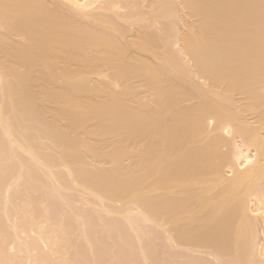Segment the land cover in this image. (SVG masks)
Instances as JSON below:
<instances>
[{
	"label": "bare ground",
	"instance_id": "bare-ground-1",
	"mask_svg": "<svg viewBox=\"0 0 264 264\" xmlns=\"http://www.w3.org/2000/svg\"><path fill=\"white\" fill-rule=\"evenodd\" d=\"M147 1L144 10L140 0H0V154L16 161L8 155L2 168L20 163L12 175L21 187L44 177L52 190L73 186L86 205L157 229L161 263L139 230L138 264H264V0ZM10 176L3 191L17 184ZM4 201L8 220L20 218ZM3 212L0 264H111L83 261L79 238L94 253L99 233L80 226L74 236L64 213L57 224L51 215L54 226L50 211L42 217L57 230H32L33 217L26 230L27 213L16 229Z\"/></svg>",
	"mask_w": 264,
	"mask_h": 264
},
{
	"label": "rangeland",
	"instance_id": "rangeland-1",
	"mask_svg": "<svg viewBox=\"0 0 264 264\" xmlns=\"http://www.w3.org/2000/svg\"><path fill=\"white\" fill-rule=\"evenodd\" d=\"M140 2H141V5H140V8H142V9H144V10H147V3H148V1L147 0H144V1H141L140 0ZM63 8V7H62ZM67 9V8H66ZM65 8H63V9H61V10H63L62 11V14H63V12L66 10ZM68 11H69V13H68V11L67 12H64V14H66L67 15V13H68V15L70 16H65V17H67V19H75V20H77V19H81L82 20V18L83 17H81V18H78V17H76V16H78L79 15V13L77 14V13H72V11L71 10H69V9H67ZM181 11V10H180ZM61 12V11H60ZM73 14H77V15H73ZM81 14V13H80ZM180 14L182 15V23L184 22V20L185 21H187L186 19H188V18H186L183 14H182V12H180ZM72 16L74 17L75 16V18H72ZM80 16H83V15H80ZM185 18V19H184ZM84 19V18H83ZM78 20V21H79ZM79 21L80 23H83L82 21ZM85 21L84 22H86V19H84ZM181 20V19H180ZM179 19H178V25H180V24H182L181 23V21H180ZM77 22V21H76ZM76 22H74V23H76ZM79 22H77V23H79ZM180 27H181V25H180ZM182 27H183V24H182ZM154 28V29H153ZM155 27L154 26H152V27H150L148 30L149 31H151V32H153L152 30H154L155 31ZM134 30V29H133ZM157 30V29H156ZM134 32V31H133ZM133 32H131V33H133ZM156 32V31H155ZM154 32V33H155ZM161 31H159L158 32V34L160 33ZM184 61H185V63L188 65L189 63H190V61L188 60V58H184L183 59ZM188 61V62H187ZM184 63V64H185ZM198 81H201V80H198ZM238 97H235V98H237L236 100H238V103H241V106L243 105V103H244V101H242V99H240V98H242V96L240 97L239 95H237ZM243 102V103H242ZM237 104V103H236ZM238 106L240 105V104H237ZM241 106H239V108L241 109ZM247 112H249V111H245V113H246V115H248V113ZM244 114V113H243ZM251 114H253V112L252 111H250L249 112V115H251ZM245 115V114H244ZM243 115V116H244ZM246 115L244 116L245 118H246ZM254 115V114H253ZM248 118V117H247ZM254 120L253 119V117L252 118H250L249 117V120ZM0 139H1V137H0ZM238 139V138H237ZM0 143H2V140L0 141ZM6 144V143H5ZM7 145V144H6ZM1 146H3V145H0V148H1ZM5 147V146H4ZM7 148H8V146H7ZM4 149V148H3ZM8 150H9V148H8ZM1 151V150H0ZM5 151L6 150H4V152L3 153H5ZM8 152V151H7ZM3 153H1L0 154V170L1 169H5V165L3 164L4 162H5V160L7 161V157H9L10 155H9V153L7 154V155H3ZM9 155V156H8ZM7 156V157H6ZM14 157V156H13ZM10 158V157H9ZM15 158V157H14ZM10 159H12V155H11V158ZM16 159V158H15ZM2 161H3V163H2ZM13 161H15V160H13L12 159V162ZM17 161H19L18 159H17ZM8 162H10L11 163V165H12V162L10 161V160H8ZM16 162V161H15ZM5 163H7V162H5ZM4 165V166H3ZM9 164H6V166H8ZM14 165H16L15 167L18 169V166L20 165V163L17 165V164H14L13 163V167H12V169L9 171L8 169H7V167H6V171L8 172L9 171V174H7L6 176H7V178H5L6 179V181H5V179L3 180V179H1L2 177H0V179H1V181H0V183L1 182H6V184H7V181H8V178H9V176L10 177H12L11 179H10V185H11V183L13 184L14 182L16 183L17 181H19V180H15L14 179V177H15V175H16V171L15 170H17L15 167H14ZM3 167V168H2ZM9 168H10V166H8ZM3 169V172H4V176H5V174L7 173V172H5V170ZM15 169V170H14ZM13 171H15V174H14V177H13ZM2 172V170H1V173H3ZM11 172V173H10ZM0 176H3V174L1 175L0 174ZM40 178V179H39ZM39 178H37V179H33L34 181H33V183H31L32 181H31V179H30V185L31 186H29V181H24V183H26L25 185L23 184V188L21 187V182L19 183V182H17V184H14V187H13V185H12V187H10V188H8V189H10L11 190V193L9 192L10 190H8V189H6V191H8V193L10 194V195H12L11 196V198H9L10 197V195L8 196V195H6L7 197H5V194H8V193H4V192H6L5 190L3 191L2 189V187H3V185H4V183H2V185H0V187H1V192H2V196H4V198H5V201H4V198L3 199H1L2 200V202L4 201V203L5 204H7V201L9 200H12V202H11V207H10V211H7L6 210V207H5V210L7 211V213L6 214H8V216L9 217H11L12 215H14L15 214V210H14V208L12 207V204H13V202L15 201V202H17V203H19V202H21V198L23 199V201L24 202H27V199H25V198H28V202H30L29 204H27V203H25V204H23V203H21V205L23 206V205H26L25 206V208L27 209H24V207H23V209H24V214H26L27 213V215L29 216L28 218L26 217V216H24V218H23V220H25V222L30 218V220L31 221H33L31 218L33 217V219H34V221L35 220H37L38 221V219L40 218V222L38 221V222H36L35 221V223H37V225L35 224H33V222L31 223V224H29L30 226L33 224L35 227L37 226L38 227V225H40L38 228L36 227L35 229H33L34 228V226L32 227L31 226V229L32 230H38V229H41V228H43L46 224V226H48V224H49V226H50V223L48 222V223H46V224H44V226L43 227H41V223L44 221V217L46 216V214L50 211L51 213L48 215V218H49V220H51V221H53L51 224H53V226L55 225L54 224V221L56 220V218H57V220L55 221V223L56 222H58V221H60V220H58V219H60V217H62L61 215H62V213H64L63 214V218H65V220H66V224H65V221L63 222L62 220H61V222H62V224L63 225H67L68 226V228H67V226H66V228L65 229H68V230H73V235L75 234V231H78V230H80L81 229V227L80 226H82V229L81 230H83V228H85L84 230H86L89 234H90V237L91 236H94V237H96L93 233H99L98 235H97V239L96 238H94L95 240H97L98 242H95V243H98V244H94L95 245V247L94 246H92L93 248H91V250L94 252V253H91V251H90V249L88 250V246L85 244L86 243V239H85V241L84 240H80L81 238H79V242L76 244V245H78L79 246V248H80V250H79V248H78V246L76 247V249H77V251H79V255L81 254V256H82V254H83V261L85 262L86 261V263H87V259H88V263H90L89 261V259H94V258H96V259H94V260H96L97 262H109L110 261V263L111 264H113L112 263V259H115L113 262L114 263H116V264H119L118 263V260H119V262H120V264L122 263V264H136L134 261H132V260H134V259H140V253H139V250H138V248H137V241L135 240L136 238H133L134 236L136 237V231L138 232L139 230H146L145 232H143L144 233V235H143V233H140V235L142 236H140V239L142 238L143 240H145L144 242L148 245V247H147V245H146V247L148 248V251H147V248L145 249V251H147L149 254H151V253H153V259H155V257L157 258L156 259V262L157 263H161V261H160V258H161V260H162V257H163V255H162V257H161V252L164 254V251L163 250H161V248L163 249V241L164 240H162L163 239V236H161V234H160V232H158V230L156 229V230H149V229H146L145 227H146V224L144 225L142 222H140V221H134V220H131V218L129 219V220H127V221H131L130 223H128L127 222V224L125 223L126 222V219H123V218H126V217H123L122 215L120 216V215H118V214H114V212L113 213H111V212H109V213H111V214H106L104 211H101V209L100 208H98L97 206H95V205H89V204H85V201H83V199H81V196L79 197V195H80V193H78V192H75L76 190L73 188V186H71V187H69V189L67 190V189H63V188H57L56 190H52L53 188L55 189L56 187H54V186H52V184L48 181V179H46L45 181H47V182H43L44 183V185H42L43 183H42V181H43V179H45L44 177H39ZM12 179H14V182H12ZM19 179H22V178H19ZM24 179V178H23ZM22 179V180H23ZM41 179H42V181H41ZM25 180H29L28 178L26 179L25 178ZM38 181H41V183L40 182H38L39 183V185L37 184V182ZM6 184H5V186H6ZM9 184V183H8ZM20 184V185H19ZM37 184V185H36ZM41 184V185H40ZM47 184H48V187H49V189H48V187H47ZM34 185V186H33ZM36 185V186H35ZM15 186H18V187H15ZM29 187H31L32 189H30ZM35 187V188H34ZM40 187H44V189L43 188H40ZM5 188V187H4ZM13 188V189H12ZM16 188V189H15ZM17 188H19V189H17ZM20 188H22V189H20ZM25 189H27V191H25ZM35 189H36V191H35ZM13 190V191H12ZM19 190V191H18ZM48 190H50V191H48ZM18 193V194H16V192ZM35 191V192H34ZM48 191V192H47ZM70 191V192H69ZM12 192H14V193H12ZM24 192H25V194H24ZM44 192V193H43ZM52 192V193H51ZM55 192V193H54ZM63 192V193H62ZM3 193H4V195H3ZM21 193V194H20ZM23 193V194H22ZM28 193V196L26 195ZM35 193V194H34ZM64 193H66V194H64ZM14 194V195H13ZM43 194V195H42ZM56 194V195H55ZM73 194V195H72ZM1 195V194H0ZM22 195V196H21ZM24 195V196H23ZM46 195V196H45ZM65 195V198L63 197ZM69 195V196H68ZM15 196V197H14ZM19 196V197H18ZM25 196H27V197H25ZM50 196V197H49ZM54 196V197H53ZM78 198H77V197ZM34 197V198H33ZM59 199V201H58V199ZM41 198H43L42 200H41V202H40V199ZM55 198V199H54ZM60 198H61V200H60ZM69 198V199H68ZM7 199V200H6ZM38 199H39V202H40V204L38 203ZM0 200V201H1ZM26 200V201H25ZM66 200V201H65ZM74 200H75V202H74ZM8 201V204L7 205H5V206H7V209H8V205L10 206V202ZM35 201H37V203L35 202ZM65 201V202H64ZM72 201V202H71ZM77 201V202H76ZM32 202V203H31ZM59 202V203H58ZM61 202V203H60ZM1 203V202H0ZM42 203H44V206H46V208H44V206H43V204ZM50 203V204H49ZM59 205H58V204ZM80 203H81V205H80ZM38 204V205H37ZM73 204H74V206H73ZM4 205V204H3ZM20 205V204H19ZM21 205L20 206H18L17 204L15 205V203L13 204V206L15 207V209L17 210H19L20 211V215L21 216H23L24 214H22L23 213V209H21ZM33 205V206H32ZM66 207H65V206ZM79 205H80V208H77V207H79ZM2 206V205H1ZM32 206V207H31ZM43 206V207H42ZM50 206V207H49ZM68 206V207H67ZM91 206V207H90ZM49 207V208H48ZM61 207V208H60ZM84 207V208H83ZM2 208H4V207H2ZM2 208H0L1 210H2ZM14 210V211H12V209ZM42 208H44L45 209V211H44V209H42ZM49 209V211H48V209ZM51 208V209H50ZM53 208V209H52ZM58 208V209H57ZM60 208V209H59ZM63 208V209H62ZM76 208H77V210H78V212L77 211H74V210H76ZM83 208V209H82ZM86 208H87V210H86ZM33 210V214L35 215V217L36 218H34V215H32V217L30 216L31 214L30 213H32L31 211H28V210ZM80 209V210H79ZM89 209V210H88ZM91 209V210H90ZM0 210V211H1ZM4 210V209H3ZM4 210V211H5ZM9 210V209H8ZM17 210V211H18ZM41 212H40V211ZM44 211V214H45V212H47L46 214H45V216L43 215V211ZM5 211V212H6ZM3 211H1L0 213H2ZM12 212H14V213H12ZM30 212V213H29ZM35 212V213H34ZM70 213V214H68V213ZM11 213H12V215H11ZM80 213V214H79ZM105 213V214H104ZM3 214L5 215V213L3 212ZM10 214V215H9ZM18 214V216H20ZM58 214V215H57ZM0 215H2V214H0ZM43 215V216H42ZM51 215H52V217H53V219H55V220H53L52 219V217H51ZM57 215V216H56ZM100 215V216H99ZM109 215V216H108ZM16 216V215H15ZM15 216L14 217H11V218H9V220H11V219H13L11 222L12 223H9L10 221L8 220V217H7V215H5V225L4 226H6V223L9 225V224H11V225H13V221L14 220H16V219H18L17 218V216H16V219H14L15 218ZM21 216H20V221H19V219H18V221L16 220V222H18V224L21 226V220H22V218H21ZM75 216H76V218H75ZM77 216H79V218L77 217ZM102 216V217H101ZM2 217H3V215H2ZM1 217V218H2ZM26 217V218H25ZM42 217H43V221H42ZM47 217V216H46ZM82 217V218H81ZM51 218V219H50ZM67 218V219H66ZM77 218H78V220H77ZM62 219V218H61ZM73 219L75 220L74 222H73ZM99 219V220H98ZM22 220V221H23ZM68 220V221H67ZM81 220V221H80ZM84 220V221H83ZM122 220V221H121ZM1 221V220H0ZM3 221H4V218H3ZM3 221H2V223H3ZM9 221V222H8ZM50 221V222H51ZM77 221V222H76ZM85 221L87 222V223H85ZM106 223H105V222ZM119 221V222H118ZM15 222V223H16ZM28 222V221H27ZM27 222L23 225L24 226V228L26 229V230H31V229H28L27 227H26V224H27ZM30 222V221H29ZM28 222V223H29ZM70 222V223H69ZM80 222L81 223H83V225L82 224H80ZM1 223V222H0ZM15 223H14V225H15ZM24 223V222H23ZM39 223V224H38ZM75 223V224H74ZM107 223H108V225H107ZM139 223V224H138ZM18 224H16L17 225V227H19L18 226ZM57 224V223H56ZM59 224V223H58ZM74 226H73V225ZM80 224V225H79ZM85 224H87V225H85ZM105 224V225H104ZM118 224V225H117ZM126 224V225H125ZM134 224H135V226H134ZM140 224H141V226H140ZM2 225V226H3ZM13 225V228L15 227ZM123 225V226H122ZM126 227H125V226ZM138 225V226H137ZM144 225V226H143ZM261 225V226H260ZM1 226V225H0ZM3 226V228H5ZM22 226V227H23ZM44 227L43 229L45 230V228H47V227ZM48 226V228H52L51 230H53L54 228L52 227V226H50L49 227ZM59 226V225H58ZM86 226V227H85ZM102 226V227H101ZM106 226V227H105ZM63 227H65V226H63ZM142 227H144V228H142ZM1 228V227H0ZM7 228H9V227H7ZM6 228V229H7ZM12 228V227H11ZM16 228V227H15ZM21 227H19V229H20ZM24 228H21L20 230H22V229H24ZM47 228V229H48ZM103 228V229H102ZM115 228V229H114ZM118 228V229H117ZM126 228L128 229V230H126ZM134 228H135V231H134ZM136 228H137V230H136ZM140 228V229H139ZM260 228V229H259ZM262 228V229H261ZM2 229V228H1ZM17 229V228H16ZM15 229V230H16ZM18 229V230H19ZM50 229H48V230H50ZM64 229V230H65ZM97 229V230H96ZM107 231H106V230ZM110 229V230H109ZM113 231H115V232H113V233H111L112 232V230ZM122 229V230H121ZM125 229V230H124ZM258 229H259V235L260 236H258V240H260L262 243L264 242V224H263V222H259V224H258ZM5 230V229H4ZM7 230H9V229H7ZM42 230V229H41ZM54 230H57V229H54ZM102 230V231H101ZM104 230V231H103ZM109 230V231H108ZM121 230V231H120ZM132 230V231H131ZM85 231V232H86ZM90 231V232H89ZM95 231V232H94ZM134 231V232H133ZM150 231H153L154 233H152V232H150ZM155 231H157L156 233H155ZM103 232V233H102ZM116 232H117V234H116ZM262 232V233H261ZM72 233H71V239H73L74 238V236L72 235ZM87 233V234H88ZM145 233H146V235H145ZM89 234L87 235V236H89ZM110 234V235H109ZM114 234V236L115 237H113L112 235ZM118 234H120V238H119V235ZM135 234V235H134ZM149 234V235H148ZM107 235H109V236H107ZM122 235V236H121ZM128 238H127V237ZM145 236V237H144ZM81 237V236H80ZM121 237H123V239L121 238ZM162 237V238H161ZM104 238V239H103ZM113 238V239H112ZM119 238V239H118ZM125 238V239H124ZM147 238H148V240H147ZM156 238H157V241H156ZM161 238V239H160ZM92 239H93V237H92ZM92 239H90V241H92ZM99 239V240H98ZM109 240V241H107V240ZM121 239H122V241H121ZM161 240V242H160V240ZM73 240H75V239H73ZM73 240H70L71 241V243L69 242L68 244V246H70V244H73L72 242H73ZM117 240H119V241H117ZM134 240V241H133ZM27 241H29V240H27ZM121 241V242H120ZM127 241V242H126ZM115 244H114V243ZM126 242V243H125ZM135 242V243H134ZM137 242V243H136ZM143 242V241H142ZM83 243V244H82ZM108 243H109V245H108ZM129 243V244H128ZM145 243L143 244V245H145ZM81 244H82V246H81ZM107 244V245H106ZM111 244H113V245H111ZM93 245V244H92ZM100 245V246H99ZM121 247H120V246ZM126 245V246H125ZM131 245V246H130ZM133 245H135L136 247L135 248H137V250L133 247ZM23 246V245H22ZM73 246V245H72ZM128 246V248H126ZM105 247H106V250H108L110 253L112 252L113 254H111L112 255V257L109 259V257L108 256H111L110 255V253L109 252H107L106 250H105ZM130 247V248H129ZM18 248H22V247H17V249H16V251H19L18 250ZM25 248V247H24ZM99 248V249H98ZM111 248V249H110ZM114 248V249H113ZM121 250H120V249ZM104 249V250H103ZM127 249H128V251H127ZM45 250V249H44ZM86 250V251H85ZM112 250H114V251H112ZM120 250V251H119ZM129 250H131L130 252H129ZM151 250V251H150ZM25 251V250H24ZM24 251H21L22 253L21 254H18V258H22L23 259V257L26 255H23L24 253ZM71 251H75V250H71ZM83 251V252H82ZM87 251L88 252H90L89 254L87 253ZM103 251V252H102ZM122 251V252H121ZM76 252V251H75ZM86 252V253H85ZM101 252V253H100ZM119 252V253H118ZM129 252V254H131V256H129L127 253ZM133 252H135V253H133ZM138 252V253H137ZM146 252V253H147ZM173 252H174V250H173ZM20 253V252H19ZM26 253V252H25ZM72 253V252H71ZM76 253H78V252H76ZM103 253V254H102ZM107 253V254H106ZM95 254V257L94 256H91V255H94ZM118 254V255H117ZM136 254L138 255V258H136ZM96 255H98V256H96ZM115 255V256H114ZM123 257H122V256ZM152 255V254H151ZM118 256V257H117ZM176 256V255H175ZM79 256H77V258H78ZM98 257V258H97ZM114 257V258H113ZM115 257H117V258H115ZM127 258L126 260H125V258ZM135 257V258H134ZM174 257V256H173ZM172 257V258H173ZM106 258H107V260H106ZM131 258V259H130ZM177 258L179 259L178 261H183L184 260V262H185V259H183L182 260V258H181V260H180V258L179 257H175V258H173V261L175 262V263H177L178 264V262L176 261L177 260ZM84 259H86V260H84ZM97 259H102L101 261L100 260H97ZM116 259H117V262H116ZM159 259V260H158ZM124 261V262H123ZM150 261H152V259H150ZM160 261V262H159ZM83 262V263H84ZM143 262V261H142ZM138 263H139V260H138ZM137 263V264H138ZM140 264H141V260H140ZM180 264H182V263H180ZM184 264H186V263H184Z\"/></svg>",
	"mask_w": 264,
	"mask_h": 264
},
{
	"label": "snow or ice",
	"instance_id": "snow-or-ice-1",
	"mask_svg": "<svg viewBox=\"0 0 264 264\" xmlns=\"http://www.w3.org/2000/svg\"><path fill=\"white\" fill-rule=\"evenodd\" d=\"M74 6L80 7L81 5H74Z\"/></svg>",
	"mask_w": 264,
	"mask_h": 264
}]
</instances>
